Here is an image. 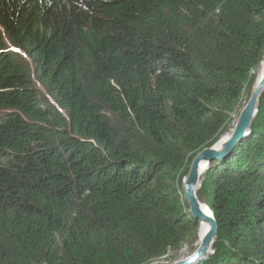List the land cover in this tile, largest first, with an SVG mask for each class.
Wrapping results in <instances>:
<instances>
[{"label":"trees","instance_id":"trees-1","mask_svg":"<svg viewBox=\"0 0 264 264\" xmlns=\"http://www.w3.org/2000/svg\"><path fill=\"white\" fill-rule=\"evenodd\" d=\"M263 52L264 0H0V264H154L196 241L182 179ZM258 104L196 191L218 227L202 264H264Z\"/></svg>","mask_w":264,"mask_h":264},{"label":"water","instance_id":"water-1","mask_svg":"<svg viewBox=\"0 0 264 264\" xmlns=\"http://www.w3.org/2000/svg\"><path fill=\"white\" fill-rule=\"evenodd\" d=\"M261 64L264 65V52L258 67ZM253 88L229 134L222 139L223 134L213 145L198 151L190 163L187 174L182 179L183 196L188 210L196 221L200 219L198 224L205 223L207 229L200 235L197 247L190 254L169 264H202L213 253V243L218 233L217 223L212 210L198 198L196 191L204 178L208 164L214 160L223 159L240 139L250 133L251 124L259 108V97L264 90V74ZM198 233L199 226L197 236Z\"/></svg>","mask_w":264,"mask_h":264},{"label":"rangeland","instance_id":"rangeland-1","mask_svg":"<svg viewBox=\"0 0 264 264\" xmlns=\"http://www.w3.org/2000/svg\"><path fill=\"white\" fill-rule=\"evenodd\" d=\"M258 68H257V71H258ZM257 71L255 73V77H254V81H253L254 83H255V80H256ZM254 83H253V86H254ZM253 86H252V88H253ZM243 99H244V96H243L242 100ZM244 101H245V99H244ZM244 101L242 102V105L245 104ZM241 109H242V107L238 109V112H234V113L231 114L230 120L228 121V123L226 125V128H225V130L227 129L225 133L229 132L230 129L233 128L234 121L238 117ZM225 133H223V134H225ZM198 222H200V219L198 220ZM197 238H198V236H197ZM195 248H196V241H194V242H188V243L182 245V247L180 249H178L177 251H173V250L168 251V253L165 256L157 259L156 263H154V264H169V263H171V262H173L175 260H178V259H180V258H182L184 256H187Z\"/></svg>","mask_w":264,"mask_h":264},{"label":"bare ground","instance_id":"bare-ground-1","mask_svg":"<svg viewBox=\"0 0 264 264\" xmlns=\"http://www.w3.org/2000/svg\"><path fill=\"white\" fill-rule=\"evenodd\" d=\"M263 74H264V65L263 64H261V66L258 68V71H257V76H256V82H255V85L258 83V81L261 79V77L263 76ZM255 85H254V87H255ZM254 89V88H253ZM247 102V101H246ZM246 102H245V104H246ZM244 104V105H245ZM243 105V106H244ZM236 120H237V118H236ZM236 120L234 121V124H235V122H236ZM230 132V131H229ZM229 132H227V133H225L224 135H223V138L222 139H224L228 134H229ZM205 203V202H204ZM207 229V225L205 224V223H201L200 225H199V233H198V238H197V241H196V247H197V245H198V242H199V239H200V235H202L203 234V232L205 231ZM185 254V253H184Z\"/></svg>","mask_w":264,"mask_h":264}]
</instances>
